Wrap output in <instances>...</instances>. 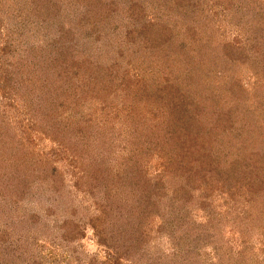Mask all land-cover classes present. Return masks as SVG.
Masks as SVG:
<instances>
[{
  "label": "rangeland",
  "instance_id": "obj_1",
  "mask_svg": "<svg viewBox=\"0 0 264 264\" xmlns=\"http://www.w3.org/2000/svg\"><path fill=\"white\" fill-rule=\"evenodd\" d=\"M167 78L184 85L186 97L178 100L199 127L211 129L205 152L211 148L217 160L207 175L208 204L191 207L194 224L210 236L197 247L196 263H179L264 264V0H0V153L17 151L23 162L46 167L27 193L16 192L17 208L1 191L0 230L8 242L21 238L24 250L30 244L26 253L40 264L110 256L88 223L66 244L64 235L73 233L60 226L75 218L73 207L80 213L93 204L84 184H73L89 181L83 167L117 173L131 145L147 179L176 184L167 172L156 176L166 171L163 144L176 146L159 132L172 110ZM46 109L49 123L35 124L32 116ZM158 200L171 207L169 195ZM208 217L214 220L204 226ZM151 220L150 253L170 262L176 247L157 233L160 217Z\"/></svg>",
  "mask_w": 264,
  "mask_h": 264
},
{
  "label": "trees",
  "instance_id": "obj_2",
  "mask_svg": "<svg viewBox=\"0 0 264 264\" xmlns=\"http://www.w3.org/2000/svg\"><path fill=\"white\" fill-rule=\"evenodd\" d=\"M188 6L190 5L183 6V14L184 10L187 13ZM190 14L193 15V12H190ZM190 18L191 16L187 15V19ZM137 79L138 83L144 80L143 76H139ZM165 82L166 96L170 97L167 104L170 106V103H172V110L169 119L162 122L163 126L162 123L159 124L161 128L159 132L165 133V143L167 142L169 146L172 144L176 146L168 148L163 144L162 149L166 150L168 154L163 158L161 165L164 166L163 169L166 171L162 173V170H160L156 176H164L167 172V182L171 178L176 184L170 188H164L162 177L147 179V173L143 167V156L140 152H138L139 155L135 154L136 150L132 145L131 154L128 157L126 156L124 161L119 162L117 173L115 171L114 173L111 169L109 170L108 167L107 170L102 169V166L96 167L93 171L87 168L85 172L82 166L83 168L79 170L80 175L86 173L87 176H90L89 181L76 179L73 187L79 190L80 183L84 184L86 192L93 196V204L96 208L95 214L87 212V208L93 204L81 205L85 211L80 213L75 211L73 207L71 213H74L75 218L66 219L60 227L64 229L65 233L67 230L73 233L70 236L63 234L68 237L64 238L68 245L72 244V240L82 235V227L85 223H88L95 236H97V242L107 247L108 252L106 253L110 255L107 259L98 261L94 258L90 260L89 264H120L118 262L124 260L131 262V264H180L179 260H189L190 257L195 262L200 258L199 253L196 251L197 247L203 241V238L206 239L210 236L208 229H199L194 224L195 221L191 218V214L193 206L201 210L200 206L205 207L208 204L206 186H208L210 178L207 175L212 173V170L214 171L217 162L209 155L211 152L208 153L212 150L211 148L205 152L208 143L211 142V140H208L209 136L207 137L211 129L208 130V128L201 125L199 127L200 120L189 113L186 110V105L178 100L180 97H186L183 91L184 85L175 84L174 86L170 84V78H167ZM171 98L174 99L173 102ZM181 106L183 108H180ZM32 117L37 118H35V121L37 120L38 123L34 122L35 124L41 126L44 121L47 124L51 120L50 110L46 109L42 113L40 111L39 113L36 112ZM211 125L212 128L218 126L217 123ZM152 129L155 130V128ZM191 130H195V138L191 137L192 134L189 133ZM131 139H135V136L131 135ZM180 144V148L184 149L181 151L182 154L189 152L187 155L184 156L181 152L175 150ZM193 145H196L194 148H198V150L191 154L194 149ZM0 164L6 170V172L0 170V194L5 188L6 193L10 194L8 204L12 209L17 208V197L21 195L20 189L27 193L29 184L33 182L37 174L40 176L46 167L40 164V160L33 164L23 162L20 159L19 152L16 151L15 154H12L7 148L0 153ZM53 170L48 175L51 179L57 181ZM100 185L104 192L101 198ZM114 186H116V191H110V188L113 189ZM164 193L166 196L169 195L171 199L170 208H164L158 204V199ZM7 215L10 218L15 216L16 219L21 217L18 214ZM155 217H160L157 233H166L165 237L171 240L176 247L173 249V257L170 262H167L161 254L154 255L150 253L151 245L147 241V236L151 229V219ZM213 220L214 218L209 219L208 217L204 226H207ZM20 240L21 238L14 243L13 241L8 242L7 234L0 230V264H40L34 254L26 253L29 252L30 244L25 242L28 250H24L18 244ZM21 252L26 253V255L23 256ZM20 255L25 258L24 261H21L22 256ZM186 264H188V261Z\"/></svg>",
  "mask_w": 264,
  "mask_h": 264
}]
</instances>
